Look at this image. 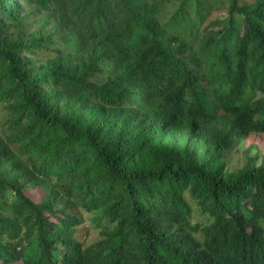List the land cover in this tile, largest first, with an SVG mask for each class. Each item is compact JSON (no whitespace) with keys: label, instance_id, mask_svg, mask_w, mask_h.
Instances as JSON below:
<instances>
[{"label":"trees","instance_id":"1","mask_svg":"<svg viewBox=\"0 0 264 264\" xmlns=\"http://www.w3.org/2000/svg\"><path fill=\"white\" fill-rule=\"evenodd\" d=\"M254 134L264 0H0V264H264Z\"/></svg>","mask_w":264,"mask_h":264},{"label":"rangeland","instance_id":"2","mask_svg":"<svg viewBox=\"0 0 264 264\" xmlns=\"http://www.w3.org/2000/svg\"><path fill=\"white\" fill-rule=\"evenodd\" d=\"M169 12L171 6L168 7ZM228 16V11L226 5L219 4L211 13L209 21H215L217 19H224ZM257 153L264 155V134H254L248 139L236 142L234 150L228 155V165L231 169L240 168L244 165V159L247 154L253 156ZM86 213H83V224L80 226L81 233L79 237L81 241L89 246L94 242L98 241L100 236L97 229L90 225Z\"/></svg>","mask_w":264,"mask_h":264}]
</instances>
